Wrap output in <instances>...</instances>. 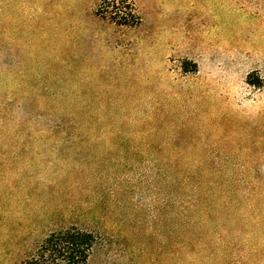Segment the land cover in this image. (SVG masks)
<instances>
[{
    "label": "rangeland",
    "instance_id": "rangeland-1",
    "mask_svg": "<svg viewBox=\"0 0 264 264\" xmlns=\"http://www.w3.org/2000/svg\"><path fill=\"white\" fill-rule=\"evenodd\" d=\"M109 1L0 0V264H264V0Z\"/></svg>",
    "mask_w": 264,
    "mask_h": 264
},
{
    "label": "trees",
    "instance_id": "trees-1",
    "mask_svg": "<svg viewBox=\"0 0 264 264\" xmlns=\"http://www.w3.org/2000/svg\"><path fill=\"white\" fill-rule=\"evenodd\" d=\"M120 2L127 13L116 6V0L104 2L106 7H101L98 13L118 25L130 27L139 24L140 17L133 3L130 0ZM78 129V124H55L49 128V135L78 138L81 136ZM95 243L96 237L92 232L74 226L52 231L20 264H88Z\"/></svg>",
    "mask_w": 264,
    "mask_h": 264
}]
</instances>
